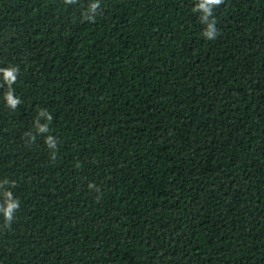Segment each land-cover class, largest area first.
<instances>
[{
  "label": "trees",
  "instance_id": "obj_1",
  "mask_svg": "<svg viewBox=\"0 0 264 264\" xmlns=\"http://www.w3.org/2000/svg\"><path fill=\"white\" fill-rule=\"evenodd\" d=\"M87 2L0 0V264H264V0Z\"/></svg>",
  "mask_w": 264,
  "mask_h": 264
},
{
  "label": "clouds",
  "instance_id": "obj_2",
  "mask_svg": "<svg viewBox=\"0 0 264 264\" xmlns=\"http://www.w3.org/2000/svg\"><path fill=\"white\" fill-rule=\"evenodd\" d=\"M67 2L71 4L74 0H67ZM222 3L223 0H196L193 5L192 10L200 13V21L205 24L203 36L206 39L213 40L218 34V30L215 27V9ZM100 7L101 0H88L87 6L83 11V17L87 20H94L96 11ZM19 72L18 65L9 63L6 66H0V87L5 88L3 101L11 108H15L17 104L21 103V98L14 87ZM38 115L45 117L48 122L52 119V114L46 109H40ZM35 123L37 132L47 133L49 131L47 122L40 123L37 120ZM44 139L49 148L55 147V137L47 135ZM13 185L14 182L7 178L0 180V201H2L0 202V217L3 218L5 225L12 222L16 216V210L20 207V200L12 191Z\"/></svg>",
  "mask_w": 264,
  "mask_h": 264
}]
</instances>
